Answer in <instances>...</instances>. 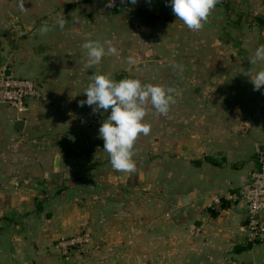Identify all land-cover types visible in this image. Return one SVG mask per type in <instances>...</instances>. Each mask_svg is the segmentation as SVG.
I'll return each mask as SVG.
<instances>
[{"label":"crops","instance_id":"0c3cea01","mask_svg":"<svg viewBox=\"0 0 264 264\" xmlns=\"http://www.w3.org/2000/svg\"><path fill=\"white\" fill-rule=\"evenodd\" d=\"M126 1L107 8V0H25L20 11L18 0H0V72L33 80L41 93L22 116L0 104V264H26L28 252L52 251L83 232L95 235L110 216L129 215L137 229L141 221L132 205L153 197L126 199L124 190L176 187H182V264H228L224 253H231L230 264H264V239L237 251L250 244L247 202L225 199L249 183L264 158V87L255 91L250 78L264 62L248 60L264 45V0H222L197 32L166 9V0L146 9L142 1ZM45 24L51 30L42 35ZM182 29L188 40L169 59L184 63L186 80L167 85L182 91V114L146 116L151 132L135 145L136 171L117 172L99 138L111 109L93 113L79 106L87 99L83 91L93 73L119 81L124 66L138 68L140 47L158 59L165 30L177 44ZM89 38L113 41L118 55L86 68L81 46ZM170 165L182 174L170 176ZM161 194L155 199L171 201ZM40 199L50 203V213L36 211ZM115 228L122 234L121 224Z\"/></svg>","mask_w":264,"mask_h":264},{"label":"rangeland","instance_id":"374dc122","mask_svg":"<svg viewBox=\"0 0 264 264\" xmlns=\"http://www.w3.org/2000/svg\"><path fill=\"white\" fill-rule=\"evenodd\" d=\"M126 2V0L124 3H121V0H116L113 8L118 6L125 7L127 6ZM162 28L158 30H164ZM164 33L166 38H163L162 45L158 46L157 48L159 49L154 52L155 57L158 59L147 57L151 54L147 49H144L145 46L143 48L140 47V55L142 56L140 66L133 69L131 66H124L123 74L118 77L119 80L126 77L138 78L142 83L164 84L166 87L172 84L181 86L182 83H185L186 78L182 76V68L180 67L184 63L182 61L179 62V60L170 61L169 56L170 53H182V43L186 39L188 40V35L186 37L183 36L185 34L183 29L177 31L178 42L174 44L171 38H167V36H171L169 30H165ZM160 35L163 36L162 34ZM171 41L173 45L170 44ZM147 58L149 59L147 60ZM147 65L158 66L153 70V68H148ZM192 82H194L193 79ZM175 99L176 103L172 105L170 110L172 113L170 112V114H182V91L175 92ZM151 115L158 116L160 114L149 106L147 116ZM179 172L182 174L180 167L170 165V176H178ZM124 191H126V193L124 192L126 194L124 198L126 199L137 195L140 198L141 196L149 199L153 197V200L148 199L149 201L145 203L139 201L132 205V208L138 207L136 208L138 210L137 218L141 221L137 224V229L135 227L131 229L129 215L122 214V217L117 219L110 216V219L104 221L103 227L98 229V231L96 230L95 235L89 236L83 232L81 235L74 237V239H85V243L76 247H69L66 243L73 238L60 240L52 251H36L33 252V256H30L31 252H28L26 264H182V212H180V206L178 207L179 196H182V187L139 188L137 192H135L136 190L132 191L133 193H130V189H125ZM161 192H163V197H169L171 201L155 199L158 196H162ZM42 200L40 199L37 203L36 211L42 206L46 210L48 209L50 213V203L42 202ZM80 201H82V198ZM129 206V203L124 205V213L128 214L127 208ZM146 220L152 221L151 228H148L151 223L149 222L146 225ZM120 224L123 226L122 234L115 231V227ZM38 236L40 235L38 234ZM38 238L36 237V240ZM36 240H34V243ZM261 241L254 242L258 244ZM249 243L251 242L249 241L247 245ZM223 258L225 263H231V253H224ZM202 263L208 264L207 260H203ZM218 263L222 262L218 261Z\"/></svg>","mask_w":264,"mask_h":264},{"label":"clouds","instance_id":"9594fccd","mask_svg":"<svg viewBox=\"0 0 264 264\" xmlns=\"http://www.w3.org/2000/svg\"><path fill=\"white\" fill-rule=\"evenodd\" d=\"M125 0H121L124 3ZM132 5L137 0H129ZM220 0H167L172 12L190 31L197 32L203 29L208 22L211 12ZM116 0H107L105 7L112 8ZM20 11H26L25 0H18ZM65 18L59 16L56 24L63 29ZM51 29L47 24L41 27L40 33L46 34ZM85 50L86 68L99 65L103 57L118 55V49L111 40L87 39L82 44ZM254 66L258 62H264V45L256 48L254 54L248 58ZM133 58H128V63H133ZM182 68V66H180ZM254 90L264 87V69L250 76ZM90 82L84 89L87 99L81 100L79 106L87 105L93 113L103 110L111 112L103 120L99 128V138L104 141L105 151L114 170L122 173H134L137 168L134 159L135 145L141 136H148L151 125L145 122L149 106L160 115H168L172 105L176 103L173 87H165L159 84L142 83L138 78L126 77L116 81L111 74L93 73Z\"/></svg>","mask_w":264,"mask_h":264},{"label":"built area","instance_id":"2783aa9c","mask_svg":"<svg viewBox=\"0 0 264 264\" xmlns=\"http://www.w3.org/2000/svg\"><path fill=\"white\" fill-rule=\"evenodd\" d=\"M41 97L39 85L27 78H5L0 72V104L14 110L22 116L28 112V103ZM226 200L237 202L244 200L248 205L247 223L244 227L249 241L264 239V158L260 159L259 168L252 173L249 183L240 191L229 194ZM219 197L213 199L214 204L221 203ZM85 239L73 238L67 241L69 247L85 243Z\"/></svg>","mask_w":264,"mask_h":264},{"label":"trees","instance_id":"16d2710c","mask_svg":"<svg viewBox=\"0 0 264 264\" xmlns=\"http://www.w3.org/2000/svg\"><path fill=\"white\" fill-rule=\"evenodd\" d=\"M140 1L144 2V8L146 9V8H148L149 4H150L153 0H137V3L140 2ZM221 4H222V0H220V2H219L216 6H219V5H221ZM166 5H167V0H166ZM166 5H165L166 9H169V6H166ZM133 6H134V5H133ZM139 11H140V12H143L142 9H139ZM148 18L151 19V20H155V19L158 18V17H156V16H151V17H148ZM42 210H43V207L40 206V207L38 208V211H42ZM255 243H257V242H255ZM253 245H254V243H250L247 247L239 248V249H237V251H238V252H244V251L250 250V249L253 247Z\"/></svg>","mask_w":264,"mask_h":264},{"label":"water","instance_id":"95a60500","mask_svg":"<svg viewBox=\"0 0 264 264\" xmlns=\"http://www.w3.org/2000/svg\"><path fill=\"white\" fill-rule=\"evenodd\" d=\"M3 74H4V77H5V78H11V77H12V76L10 75L9 71H4ZM263 149H264V147H260V148H259V151H260L261 154L264 155V150H263ZM180 205H182V197L180 198Z\"/></svg>","mask_w":264,"mask_h":264}]
</instances>
